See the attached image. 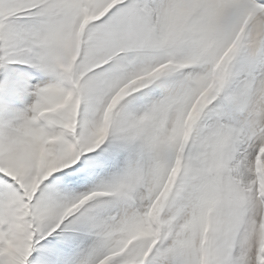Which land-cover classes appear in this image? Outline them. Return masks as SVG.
I'll use <instances>...</instances> for the list:
<instances>
[{
    "label": "snow or ice",
    "instance_id": "snow-or-ice-1",
    "mask_svg": "<svg viewBox=\"0 0 264 264\" xmlns=\"http://www.w3.org/2000/svg\"><path fill=\"white\" fill-rule=\"evenodd\" d=\"M0 264H264V0H0Z\"/></svg>",
    "mask_w": 264,
    "mask_h": 264
}]
</instances>
